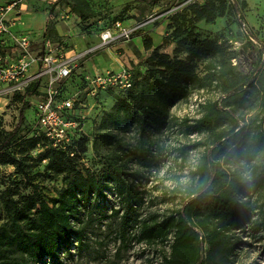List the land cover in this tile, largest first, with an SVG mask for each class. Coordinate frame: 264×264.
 <instances>
[{"label": "trees", "instance_id": "obj_1", "mask_svg": "<svg viewBox=\"0 0 264 264\" xmlns=\"http://www.w3.org/2000/svg\"><path fill=\"white\" fill-rule=\"evenodd\" d=\"M84 1V0H82ZM151 7L164 0H136ZM85 2V1H84ZM74 11L82 19L79 0H71ZM247 0L191 1L182 10L170 15L172 33L186 53L185 57L161 52L156 62L144 72L133 71L132 85L126 88L109 87L101 94L116 95V102L101 119L102 140L114 143V150L106 154L102 169L94 170L84 161V118L74 128L69 141L54 144L45 132L35 126V117L25 125L32 103L30 97L39 91L40 82H30L24 91H16L14 99L22 101L15 127L6 130L0 122V163L14 166L22 183L30 187L25 192L20 183L5 178L0 168V264H37L45 257H58L73 239L81 242L83 226L80 213H92L99 197L107 189L118 195L123 212L119 221V235L123 246L129 245L131 225H137L134 238L138 242L171 243L169 252H163L164 264H231L233 249L230 240L233 230L247 220L253 227L264 225V200L258 203L253 192L258 184L264 187V58L249 63L248 70L240 50L230 49L226 41L202 36L198 22H213L225 14L233 16L240 27L255 38L254 27L245 21ZM52 25L47 23L40 56L46 53L45 40L51 36ZM152 38L145 36L149 48ZM0 53L16 56L18 47L13 42L0 40ZM208 58L204 74L198 63ZM234 58H236L234 60ZM84 72L77 70L68 85H82ZM214 81L222 85L218 99L203 106V115L191 125V130H208L212 135L204 158L198 165L196 179L187 191L182 205L170 214L160 217L136 215L141 197L135 180H130L125 169L134 156L153 160L152 141L147 139V127L160 129L171 105L185 96L191 86L199 88ZM67 91L71 90L66 87ZM113 93V94H111ZM249 101L251 106L261 104V122L245 117L239 106ZM253 104V105H252ZM251 119V120H250ZM137 125L139 144L127 149L114 130ZM120 146V151L117 147ZM44 151L35 157L33 149ZM44 163V172L51 178L62 177L64 187L57 196L47 197L39 189L31 172ZM235 165L233 168L231 165ZM170 235H173L171 241Z\"/></svg>", "mask_w": 264, "mask_h": 264}, {"label": "rangeland", "instance_id": "obj_2", "mask_svg": "<svg viewBox=\"0 0 264 264\" xmlns=\"http://www.w3.org/2000/svg\"><path fill=\"white\" fill-rule=\"evenodd\" d=\"M12 0H0V5L6 6ZM71 0H22L11 12L10 16L19 11V18L13 25L16 30H31L34 54L39 55L43 48V38L47 23L52 25L49 37L53 44V51L63 53L64 57H76L88 48L96 45L100 32L104 27H112L117 19L126 25H139L130 37L121 39L77 59L79 71L95 72L106 67H119L122 64L135 72L146 71L156 62L161 52L171 56L185 57L186 53L172 33L170 15L176 10H182L189 2L195 0H164L157 7H151L136 0H79L80 6L88 14L86 19L74 11ZM203 2L204 0H197ZM245 21L254 27L257 34L251 37L245 28L234 22L233 16L225 14L217 17L213 22L199 21L198 30L202 36L217 38L230 44V49L240 50L248 70L251 61L264 58V0H247ZM152 38V44L147 48L144 44L145 36ZM46 49V48H45ZM236 58H234L235 60ZM208 58L199 61L198 70L204 74ZM30 73H34L31 71ZM45 84L46 76L39 78ZM44 85L39 86L43 89ZM222 85L214 81L203 88L191 86L189 92L171 105L163 126L156 129L154 125L147 127V139L153 142L151 156L153 160H140L137 156L129 158L125 169L130 180H135L141 197L138 201L136 215L147 217L156 213L160 217L172 213L179 208L191 183L196 179L198 165L204 158L213 135L208 130H191V125L204 113V104L214 101L221 95ZM16 91L0 93V122L6 130L15 127L22 101L14 99ZM113 94V93H111ZM85 91L83 92V96ZM86 95L88 93L86 92ZM35 96H39V93ZM116 95L101 94L98 98L89 97L90 105L84 117V161L94 170L102 169L106 154L114 150V143H105L99 132L100 123L105 113L116 102ZM253 105V104H252ZM245 112V117L256 118L261 122L263 107L261 104L251 106L245 101L239 106V112ZM36 112L31 105L27 112L25 125L34 119ZM251 120V119H250ZM264 127V118L261 122ZM123 141L127 149H135L140 140V129L137 125H129L114 130ZM119 146V144H118ZM117 150H121L120 146ZM44 151L43 147L33 149L32 154L38 157ZM264 161V155L262 157ZM42 164L33 168L31 172L39 189L47 197L57 196L64 187L62 177H49ZM229 163L228 165H231ZM235 168V165H231ZM1 173L14 182L20 183L25 192L30 187L20 182L22 175L15 172L11 164H1ZM253 198L260 203L264 200V187L258 184L253 192ZM118 195L112 189H107L99 197L97 207L92 213H80L83 226L81 242L73 239L68 248L60 251L58 257H45L37 264H164L163 252L171 249V243L138 242L134 233L137 225H131L129 245L123 246L119 235V221L123 209L119 213L115 209L120 207ZM171 241L173 235H170ZM230 240L233 249L230 255L231 264H264V225L253 227L247 220H242L240 226L233 230Z\"/></svg>", "mask_w": 264, "mask_h": 264}, {"label": "built area", "instance_id": "obj_3", "mask_svg": "<svg viewBox=\"0 0 264 264\" xmlns=\"http://www.w3.org/2000/svg\"><path fill=\"white\" fill-rule=\"evenodd\" d=\"M22 0H12L6 6L0 5V40L13 42L18 47L16 56L0 53V93L7 91H24L32 81L46 76L43 89H39L29 99L35 107V126L41 128L54 144L71 139L74 128L81 124L89 108V97L95 99L107 88H126L132 85L133 71L121 65L117 68L106 67L95 72L86 71L82 85H68L77 72L79 58L95 53L104 47L126 39L137 30L139 25H126L121 19L115 20L112 27H104L99 35V42L76 57H64L63 53L53 51L51 39L45 40L46 53L43 57L31 50V30H16L13 25L19 18L10 16ZM33 71L34 73H30ZM70 87L71 90L66 89ZM85 95L83 96V92ZM86 92L89 96L86 95ZM39 93V96H35Z\"/></svg>", "mask_w": 264, "mask_h": 264}]
</instances>
